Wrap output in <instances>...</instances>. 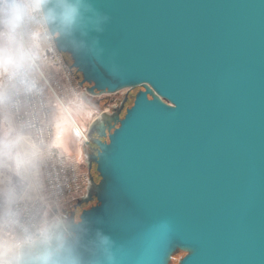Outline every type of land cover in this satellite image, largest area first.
Wrapping results in <instances>:
<instances>
[{
    "label": "water",
    "instance_id": "water-1",
    "mask_svg": "<svg viewBox=\"0 0 264 264\" xmlns=\"http://www.w3.org/2000/svg\"><path fill=\"white\" fill-rule=\"evenodd\" d=\"M94 3L99 57L58 48L93 96L138 92L89 126L100 180L65 215L117 264H264V0Z\"/></svg>",
    "mask_w": 264,
    "mask_h": 264
},
{
    "label": "clouds",
    "instance_id": "clouds-1",
    "mask_svg": "<svg viewBox=\"0 0 264 264\" xmlns=\"http://www.w3.org/2000/svg\"><path fill=\"white\" fill-rule=\"evenodd\" d=\"M109 20L94 0H0V264H117L111 236L53 199L96 111L87 90L52 86L58 42L99 57Z\"/></svg>",
    "mask_w": 264,
    "mask_h": 264
},
{
    "label": "built area",
    "instance_id": "built-area-1",
    "mask_svg": "<svg viewBox=\"0 0 264 264\" xmlns=\"http://www.w3.org/2000/svg\"><path fill=\"white\" fill-rule=\"evenodd\" d=\"M59 74L63 75V77L69 84L72 83L71 78L75 79L72 70L70 69V66L68 65L65 58L64 68L60 72L51 73L52 86L57 90L65 87L58 78ZM75 87H79V84H77ZM57 171L59 172L57 181L59 184V194L58 196L53 197V199L56 200V202L59 204V207L67 202L77 201L79 200V198H82L86 194L89 177H83L79 175L77 167L75 165L63 169L57 166ZM58 209L54 210L58 211Z\"/></svg>",
    "mask_w": 264,
    "mask_h": 264
},
{
    "label": "rangeland",
    "instance_id": "rangeland-1",
    "mask_svg": "<svg viewBox=\"0 0 264 264\" xmlns=\"http://www.w3.org/2000/svg\"><path fill=\"white\" fill-rule=\"evenodd\" d=\"M67 61V63H68V65L71 67V60H70V58L69 59H67L66 60ZM71 69V68H70ZM73 73V72H72ZM58 78H59V80H60V82L64 85V86H68V85H70V86H73V87H75L77 84H78V82H77V80H75V79H73V78H71V81H72V83L71 84H69L67 81H66V79L63 77V75H61V74H59L58 75ZM75 78V77H74ZM77 83V84H76ZM137 92H138V89H131V90H124V91H121V92H119V93H117V94H115V95H103V96H106V97H109V98H113V99H115L116 101L117 100H121L123 97H128V101L127 102H125V108H124V110H123V112L126 110V109H128V108H130L132 105H133V102H134V99H135V96H136V94H137ZM117 108H119L120 107V103H119V101H117ZM122 112V113H123ZM98 116V112H94V113H89V115L87 116V118L85 119V120H83L82 121V123H81V137H82V140H81V143L83 142V139H85V137L82 135V134H84V135H86L85 134V131H86V128L88 127V125L96 118ZM73 157L75 158V160H76V163H75V166L77 167V170H78V173H79V175H81V176H83V177H89V172H88V170H86V168L83 166V165H81L82 164V162L84 161V157H83V155H82V149H81V147H80V149H79V152L76 154V156H75V152L73 153ZM88 180H89V178H88ZM95 180H96V182H99V180H100V178H99V175H98V178H95ZM86 193H87V189H86ZM86 195V194H85ZM84 195V196H85ZM83 196V197H84ZM82 197V198H83ZM79 199H81V198H79ZM76 203V201H74V202H72V201H70V202H67V203H65V204H63L62 206H60L59 207V209H58V211H60V212H63L62 210L64 209V208H67V206H69V205H71L72 204V207L74 206V204ZM83 208H84V206H83ZM54 211H56V210H54ZM80 213V211H78V214ZM185 254H183V253H177L176 255H174V259H173V261H172V263L171 264H178V262H179V260H181L182 258H183V256H184Z\"/></svg>",
    "mask_w": 264,
    "mask_h": 264
},
{
    "label": "flooded vegetation",
    "instance_id": "flooded-vegetation-1",
    "mask_svg": "<svg viewBox=\"0 0 264 264\" xmlns=\"http://www.w3.org/2000/svg\"><path fill=\"white\" fill-rule=\"evenodd\" d=\"M64 58L66 60L69 59V57L67 55H64ZM72 72H73V75L75 77V80H77V82L79 84V81L81 80V76L75 70H72ZM86 87H88L87 84H85L83 88H81V87H79V88L85 90ZM93 97H94V102L96 104V112H98V116H100L102 113L113 114L116 111V109H117V104H116L117 101H119L120 105L122 103H125V102L128 101V97L127 96L123 97L121 100H117V101L115 99H113V98H109V97H106V96H103V95L102 96L95 95ZM125 112H126V110L121 114V117L125 116ZM91 123L86 128V131H85L86 136L88 134L89 126L91 125ZM93 137H95V135H93ZM86 142H87V138L83 139V142L81 143L82 155L84 157V161L82 162L81 165H83L86 168V170H88L89 175L93 176L94 178H98V173L96 171V165L93 164L91 166V168H90V171H89V165L86 163L87 155L93 154L97 150V147H96V145L91 144V143L86 144ZM72 209H73V207H72V204H71V205L67 206V208H64L62 210L63 214H66L67 212L72 211Z\"/></svg>",
    "mask_w": 264,
    "mask_h": 264
},
{
    "label": "trees",
    "instance_id": "trees-1",
    "mask_svg": "<svg viewBox=\"0 0 264 264\" xmlns=\"http://www.w3.org/2000/svg\"><path fill=\"white\" fill-rule=\"evenodd\" d=\"M96 203V200H94L92 203L84 205V208H90L91 206H93Z\"/></svg>",
    "mask_w": 264,
    "mask_h": 264
},
{
    "label": "bare ground",
    "instance_id": "bare-ground-1",
    "mask_svg": "<svg viewBox=\"0 0 264 264\" xmlns=\"http://www.w3.org/2000/svg\"><path fill=\"white\" fill-rule=\"evenodd\" d=\"M83 136H85L84 134H82Z\"/></svg>",
    "mask_w": 264,
    "mask_h": 264
}]
</instances>
